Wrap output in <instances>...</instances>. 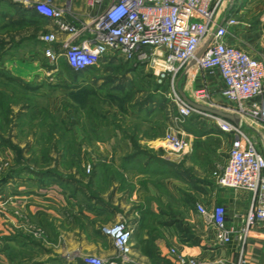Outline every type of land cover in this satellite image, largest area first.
I'll use <instances>...</instances> for the list:
<instances>
[{
    "label": "crops",
    "instance_id": "obj_1",
    "mask_svg": "<svg viewBox=\"0 0 264 264\" xmlns=\"http://www.w3.org/2000/svg\"><path fill=\"white\" fill-rule=\"evenodd\" d=\"M32 1H46L62 9L65 19L76 24H90L98 11L89 0ZM226 15L239 20L228 42L264 59V0H230L222 10V18ZM48 32L57 33L51 47L62 50L70 35L58 31L53 20L19 0H0V50L14 52L0 59V69L27 81L45 79L63 87L73 85V78L62 73L70 68L65 59L59 60L58 71L49 69L44 54L48 44L41 39ZM88 36L90 32L84 34ZM106 63L103 59L91 69L98 72ZM189 80L196 86L206 84L216 101L224 103L223 84L217 74L192 69L182 77L181 86ZM78 83L89 85L90 80L79 77ZM69 95L70 90L64 87L52 97ZM63 115L71 116L70 110ZM126 115L132 122L125 125L92 124L96 131L110 130L109 136L92 142L99 168L90 184L93 192L79 185L75 197L68 187L58 182L40 184L31 173L17 178L0 176V264H89L84 260L87 255L115 260L117 250L102 227L119 220L131 227L132 256L142 264H180L178 254L199 264L236 263L240 248L222 244L196 211L197 204L209 209L223 205L228 221L237 224L247 214L251 193L218 186L213 177L216 167L227 159L232 136L220 131L213 121L192 115L180 125L193 135L192 149L177 156L166 148L165 135L157 126L159 118L146 119L135 110ZM175 121L176 117L170 126H175ZM69 128L82 139L79 121ZM254 129L264 154V128H259L260 132ZM38 228L41 238L37 237ZM245 251L247 264H264L263 224L253 226Z\"/></svg>",
    "mask_w": 264,
    "mask_h": 264
},
{
    "label": "built area",
    "instance_id": "obj_2",
    "mask_svg": "<svg viewBox=\"0 0 264 264\" xmlns=\"http://www.w3.org/2000/svg\"><path fill=\"white\" fill-rule=\"evenodd\" d=\"M34 6L44 17L53 20L57 30L70 35L56 51L51 44L57 41L56 32L41 39L48 44L44 50L51 72L58 71V62L65 59L75 71L84 72L106 57L145 66L159 84L171 89L179 109L176 125L165 133L166 148L177 156L186 155L193 145V135L180 128L187 117L196 115L213 121L232 141L224 164L213 171L218 186L246 190L251 203L244 220L230 223L223 205L213 209L197 204L196 211L212 227L222 244H236L240 254L235 264H247L246 245L250 232L257 224L264 225V154L259 149L254 130L264 128V59L228 42L239 25L233 15L222 18V10L230 0H89L98 11L90 24H76L65 19L64 11L46 1L19 0ZM86 32L90 36L84 37ZM211 37L205 52L190 67L199 50ZM217 74L223 84L220 93L224 103L210 99L206 84L188 92L182 77L188 70ZM209 88V89H208ZM192 100L221 108L239 115L238 124L188 103L180 90ZM7 162L0 153V176ZM117 250V259L104 261L87 255L89 264H142L132 256V229L125 220L105 225ZM175 252V250H172ZM180 264H199L178 254Z\"/></svg>",
    "mask_w": 264,
    "mask_h": 264
},
{
    "label": "rangeland",
    "instance_id": "obj_3",
    "mask_svg": "<svg viewBox=\"0 0 264 264\" xmlns=\"http://www.w3.org/2000/svg\"><path fill=\"white\" fill-rule=\"evenodd\" d=\"M13 53L6 51L3 56L9 57ZM63 71L62 69L64 75L71 77L68 68ZM150 74V70L145 66H139L135 71L125 67L110 73L101 70L84 75L81 73L79 77L84 80L89 79L90 84L81 87V91L77 92L74 85L68 86L69 84L66 83L64 87L70 90V97L64 99L61 96L52 97L64 88L60 82L51 84L45 79L33 80L35 84L41 85V90L39 95L29 96L17 94L11 91L12 88L4 87L0 77V90L6 88L9 92L11 110L10 121L3 125L5 128L0 125V138L4 143L0 145V153L7 162L4 172L16 178L24 173H31L43 185L58 182V178L61 177L64 186L68 187L70 194L75 197L79 185H85L93 192L90 184L93 183L94 174L99 168L94 162L92 142L103 136H109L110 130L99 132L93 129L92 124L95 121L107 125L113 123L125 125L127 122H132L126 114L133 111V104L137 105L153 91L161 96L160 88L156 89V81ZM108 78L111 82L106 83ZM204 85L201 83L196 86L192 80L185 84L191 94L196 87ZM161 90L175 102L169 87L167 89L164 85ZM210 99L214 103H220L213 97L212 92ZM68 110L71 116H64L63 112L67 113ZM160 114L154 115L153 120L160 119V134L163 136L171 127L172 120L178 115L173 114V109L169 113L171 115L169 120H165L162 113ZM190 117L184 122L187 123ZM78 121L83 126L82 139H79L78 132L69 128L73 126V122ZM254 135L258 140L259 149L263 151L260 137ZM36 231H38L37 237L41 238L42 230L38 228Z\"/></svg>",
    "mask_w": 264,
    "mask_h": 264
},
{
    "label": "trees",
    "instance_id": "obj_4",
    "mask_svg": "<svg viewBox=\"0 0 264 264\" xmlns=\"http://www.w3.org/2000/svg\"><path fill=\"white\" fill-rule=\"evenodd\" d=\"M3 50H0V59L3 58ZM107 63L103 66L101 69V72L107 73V72H112L113 70H119L122 68H127L131 69V71L138 70V67L140 65H134L132 62H124V61H119L114 58H109L106 57L104 58ZM71 71V78L74 80V88L77 89L76 91H81V87H86V85H82L78 83V78L79 74H81V71H75L71 67L69 68ZM91 73H93V70L91 69ZM150 76L155 80V78L150 74ZM0 77L2 79L1 83L4 85L6 88H12L11 91L17 93V94H22V95H39V92L41 90V85L35 84L33 81H27L23 79L20 76L14 75L8 71L0 70ZM111 79L108 78L106 83L110 81ZM156 81V80H155ZM111 82V81H110ZM156 84V89L160 88V95L159 93L153 91L150 92L147 98H144L143 100H140L137 105L133 104V110L143 113L144 118L149 119L151 116L156 115L157 113H162L163 117L165 120H169L170 116L169 113L171 109H173V114L179 115V110L175 102L172 100L171 97L167 96L166 94H163L162 88L168 89L167 84H159L157 81L155 82ZM6 88L3 90H0V125L3 126L4 124H7L10 119L9 116L11 115V110L9 108V97L8 94L9 92L6 91ZM81 88V89H80ZM170 109V110H169ZM169 115V116H168ZM7 122V123H5ZM159 128H161V124H157ZM3 128H5L3 126ZM1 137V136H0ZM0 145H4L3 141L0 138ZM4 175H9L7 173H3L1 176ZM13 177V176H11ZM60 177V176H59ZM58 178V177H57ZM61 178V177H60ZM58 178V183H61V185H65L62 180ZM6 179V178H2ZM63 179V178H61ZM62 181V182H61Z\"/></svg>",
    "mask_w": 264,
    "mask_h": 264
},
{
    "label": "water",
    "instance_id": "obj_5",
    "mask_svg": "<svg viewBox=\"0 0 264 264\" xmlns=\"http://www.w3.org/2000/svg\"><path fill=\"white\" fill-rule=\"evenodd\" d=\"M211 41V37L209 38V40L204 44V46H202V48L199 50V52L196 55V58L191 62L190 67L193 66L196 62L197 59L199 57H201V55L205 52V50L207 49L209 43ZM181 95L183 96V98L190 103L192 106H194L195 108L204 110L206 112H210L213 113L215 115L221 116L223 118H226L236 124H238L241 120L239 115L230 113L226 110H223L221 108L215 107V106H210V105H206V104H202V103H198L194 100H192L191 98H189L186 93L183 91V89L180 90Z\"/></svg>",
    "mask_w": 264,
    "mask_h": 264
}]
</instances>
